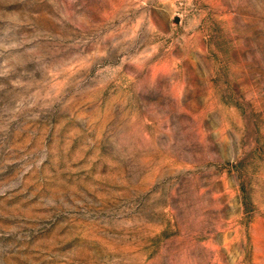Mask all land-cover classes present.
I'll use <instances>...</instances> for the list:
<instances>
[{
  "label": "rangeland",
  "instance_id": "rangeland-1",
  "mask_svg": "<svg viewBox=\"0 0 264 264\" xmlns=\"http://www.w3.org/2000/svg\"><path fill=\"white\" fill-rule=\"evenodd\" d=\"M0 264H264V0H0Z\"/></svg>",
  "mask_w": 264,
  "mask_h": 264
}]
</instances>
